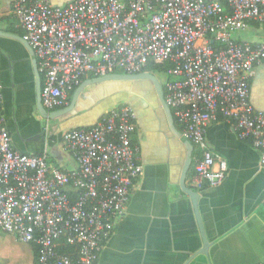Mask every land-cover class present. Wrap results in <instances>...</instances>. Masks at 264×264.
Instances as JSON below:
<instances>
[{"label": "built area", "instance_id": "obj_1", "mask_svg": "<svg viewBox=\"0 0 264 264\" xmlns=\"http://www.w3.org/2000/svg\"><path fill=\"white\" fill-rule=\"evenodd\" d=\"M12 11L36 58L47 111L66 108L86 77L166 63L164 101L198 152L194 186L225 178L226 166L214 168L205 146L206 128L220 117L251 141L264 168V113L249 90L264 44L233 39L250 23L264 25V0H12ZM134 121L121 104L90 128L64 132L63 149L76 163L64 171L13 148L0 84V231L37 247L38 264H95L141 175ZM62 243L76 245L77 255L58 252Z\"/></svg>", "mask_w": 264, "mask_h": 264}, {"label": "crops", "instance_id": "obj_2", "mask_svg": "<svg viewBox=\"0 0 264 264\" xmlns=\"http://www.w3.org/2000/svg\"><path fill=\"white\" fill-rule=\"evenodd\" d=\"M65 1L69 0L51 3L62 5ZM246 30L250 31L246 41L234 40L264 44V25L250 23ZM0 32L22 38L12 0H0ZM14 36L0 34V84L4 125L17 152L45 155L50 166L70 171L76 163L63 149L64 132L75 127L90 128L109 108L121 104L131 107L135 115L132 143L139 150L141 175L95 264L264 262V168H259V151L250 140L237 138L232 123L220 117L208 125L205 133V146L214 159V168L219 164L226 166L222 183L215 187L206 183L194 186L196 149L186 170L184 184L198 196L197 217L191 197L180 184L187 151L170 129L153 83L139 80L88 85L69 112L44 118L38 109L32 50ZM92 79L86 77L83 83ZM156 79L164 92L166 77L163 83ZM249 90L252 106L264 113V62L255 66ZM74 92L66 108L70 107ZM174 121L182 135V127L175 118ZM204 238L209 243L206 254L200 252ZM14 239L17 240L0 231L1 248L7 249ZM17 242L29 252L33 264L32 245Z\"/></svg>", "mask_w": 264, "mask_h": 264}, {"label": "water", "instance_id": "obj_3", "mask_svg": "<svg viewBox=\"0 0 264 264\" xmlns=\"http://www.w3.org/2000/svg\"><path fill=\"white\" fill-rule=\"evenodd\" d=\"M0 34L1 35L14 36V35L6 34V33H3V32H0ZM14 37H16L17 40H22L23 41V39L22 38L20 39V37H17V36H14ZM23 43L25 45H27L26 42L23 41ZM30 51H31V49H30ZM31 53L33 54V52H31ZM32 57H33V59H32L33 60V66H34L35 75H36V91H37V95H38V109H39L40 114L44 118H47V119L54 118V117H57V116H60V115H63L65 113L69 112L72 109L73 105H74V101H75L76 97L88 85L105 83V82H112V81L133 82V81H139V80L150 81L151 83H153L154 88L156 90V93H157V95H158V97H159V99L161 101L162 106H163V109H164V111H165V113H166V115L168 117V122H169L170 129L181 140L182 144L186 148V151H187V162H186V167H185V169L183 171V174H182L183 178H182V181H181L180 184H181L182 190L191 197L193 205H194V209L196 211V215L198 217V211H197L198 196L193 190L188 189L185 186V184H184V177H185V174H186V170H187L188 166L191 163L192 154L194 152V146L192 145V143L189 140H187L184 136H182L181 133L176 129L175 121H174L171 109L166 105V103L164 101V92H163V90H162V88L160 86V83L158 82V80L156 79V77L153 74L148 73V72H143V73H139V74H131V75L130 74H123V73H112V74H107V75L102 76V77L93 78L92 80H89V81H86V82L82 83V85H80V87H78L75 90L69 108L62 109V110H59V111L49 112L42 106V103H41V98H40L41 76H40V74L38 72V69H37V62H36V58H35L34 54L32 55ZM263 208H264V205H263ZM198 223H199L200 231L202 232V234H204L203 233V229H202V225H200L199 218H198ZM208 246H209V243L204 238L203 248H202V250L200 252L203 253V254H206Z\"/></svg>", "mask_w": 264, "mask_h": 264}, {"label": "rangeland", "instance_id": "obj_4", "mask_svg": "<svg viewBox=\"0 0 264 264\" xmlns=\"http://www.w3.org/2000/svg\"><path fill=\"white\" fill-rule=\"evenodd\" d=\"M66 2V1H65ZM250 35V31L243 30L239 31L233 35V39L246 41L248 36ZM161 83L165 80L164 72L151 71ZM14 243L8 246L7 249L4 247H0V264H31V256L27 250H25L23 244L17 242V240H13Z\"/></svg>", "mask_w": 264, "mask_h": 264}, {"label": "trees", "instance_id": "obj_5", "mask_svg": "<svg viewBox=\"0 0 264 264\" xmlns=\"http://www.w3.org/2000/svg\"><path fill=\"white\" fill-rule=\"evenodd\" d=\"M257 24V23H254ZM259 25V24H257ZM211 46L213 48H218L220 47V45L216 42L212 43ZM169 67V64H152L150 63L145 69L144 71H158V72H164L165 70H167V68ZM63 242V241H62ZM33 248V264H38V249L37 247H35L34 245H32ZM58 252L60 253H65L67 255H71V256H76L77 255V246L76 245H69L66 243H62L58 246Z\"/></svg>", "mask_w": 264, "mask_h": 264}, {"label": "flooded vegetation", "instance_id": "obj_6", "mask_svg": "<svg viewBox=\"0 0 264 264\" xmlns=\"http://www.w3.org/2000/svg\"><path fill=\"white\" fill-rule=\"evenodd\" d=\"M194 149H196V148L194 147Z\"/></svg>", "mask_w": 264, "mask_h": 264}]
</instances>
